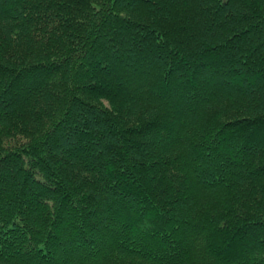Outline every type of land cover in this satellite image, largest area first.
<instances>
[{"label": "trees", "instance_id": "trees-1", "mask_svg": "<svg viewBox=\"0 0 264 264\" xmlns=\"http://www.w3.org/2000/svg\"><path fill=\"white\" fill-rule=\"evenodd\" d=\"M0 264H264V0H0Z\"/></svg>", "mask_w": 264, "mask_h": 264}]
</instances>
